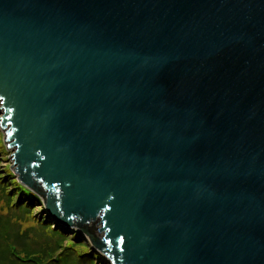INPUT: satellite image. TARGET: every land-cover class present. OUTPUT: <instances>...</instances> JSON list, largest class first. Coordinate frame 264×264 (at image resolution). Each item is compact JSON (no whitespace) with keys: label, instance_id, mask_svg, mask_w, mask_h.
Segmentation results:
<instances>
[{"label":"water","instance_id":"water-1","mask_svg":"<svg viewBox=\"0 0 264 264\" xmlns=\"http://www.w3.org/2000/svg\"><path fill=\"white\" fill-rule=\"evenodd\" d=\"M0 126L107 262L264 264V0H0Z\"/></svg>","mask_w":264,"mask_h":264},{"label":"rangeland","instance_id":"rangeland-1","mask_svg":"<svg viewBox=\"0 0 264 264\" xmlns=\"http://www.w3.org/2000/svg\"><path fill=\"white\" fill-rule=\"evenodd\" d=\"M5 136L6 134L0 126V174L4 173V169H6L7 172L12 173L9 177L11 180L16 179L13 167L11 166L13 163V148L11 146L7 148L8 144L4 141ZM6 183L10 184L7 180H0V217L1 214L7 212L11 216V219L9 215H7V218H9L12 226H18L20 231L28 228L27 231L33 238L31 241L36 251V256L31 255V257L41 261L42 264H67V262L61 259V256L70 254V258L74 264H111L100 254L98 249L95 248L91 251L88 250L85 245H82L83 242H90V238L87 234H82L77 229L76 231L74 229L75 227L68 229L61 224L55 225L54 220L45 212L43 201L38 194V201H35L30 206L29 210L20 208L15 202L16 196L14 193L10 194L7 189H4L6 186L3 185ZM43 217L47 218L48 221L45 223L48 225H40L39 222L36 221L37 218L41 219ZM99 226L100 224L90 223L87 225V229L91 234L100 238L102 235L97 230ZM60 228L70 231V234L76 231L77 235L74 236V238H70V234L65 235V237L63 234L58 235L56 232ZM2 236H4V234H2ZM2 238L0 239L2 240ZM85 249H87L86 253L84 252ZM89 253L93 255V259L88 260L87 254Z\"/></svg>","mask_w":264,"mask_h":264},{"label":"trees","instance_id":"trees-1","mask_svg":"<svg viewBox=\"0 0 264 264\" xmlns=\"http://www.w3.org/2000/svg\"><path fill=\"white\" fill-rule=\"evenodd\" d=\"M4 171V173L0 174V180H7L10 183L4 184L3 186H6L4 189H7L10 194L14 193L17 200H15V202L18 206H20V208H26L27 210H29L30 206L35 201H38L39 198L37 194H34L32 190H29L27 187L22 185L20 182H18L17 179L10 180L9 177L12 175V173L7 172L6 169H4ZM7 215L10 216V214L5 212V214H1L0 217V238L3 237L2 240L0 239V264H42L41 261L31 257V255L36 256V251L33 248V244L31 241V239L33 240V238L27 231L28 228H25V230L22 229L20 231L18 226H12L10 224V220L9 218H7ZM36 221L39 222L40 225H48L45 223L48 221L46 217H43L41 219L37 218ZM69 232L70 231L66 229L60 228L56 233L58 235L63 234L65 237V235L70 234ZM2 234H4V236H2ZM76 235L77 232L73 231L70 234V238H74V236ZM82 245H85L88 250L93 251L92 246H90V243H88L87 241L83 242ZM87 249L84 250L85 253L87 252ZM87 256L88 260L94 258L92 257L93 255H91V253L87 254ZM61 259L64 262H67V264H74L72 263L70 254L62 255Z\"/></svg>","mask_w":264,"mask_h":264}]
</instances>
